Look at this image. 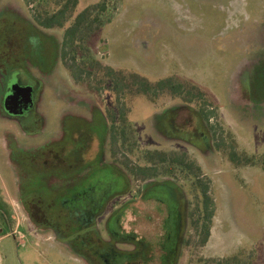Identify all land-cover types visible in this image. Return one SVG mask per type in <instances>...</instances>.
<instances>
[{"label": "rangeland", "instance_id": "374dc122", "mask_svg": "<svg viewBox=\"0 0 264 264\" xmlns=\"http://www.w3.org/2000/svg\"><path fill=\"white\" fill-rule=\"evenodd\" d=\"M101 1L80 0L63 29L47 30L34 23L33 13L37 5L57 9L55 2L29 7L24 0H0V64L11 65L10 79L18 77L21 87L39 88L31 133L3 118L0 100V211H7L10 221L17 215L23 221L15 235L0 218V264H99L84 241L93 227L75 234L80 225L72 221L93 199L97 207L105 204L96 235L113 243L125 264L135 253L140 262L134 264H162L164 214L142 199L144 174L137 178L130 171L148 167L145 155L153 151L186 153L201 167L200 179L214 203L211 237L203 245L204 202L200 189L194 190L196 180L180 172L174 180L157 178L176 182L183 196L176 264H264V0H111L105 15L110 23L89 43L107 66L154 81L175 77L207 93L222 150L199 115L200 104L171 98L131 102L126 145H112L106 113L116 111L115 96L76 83L61 56L66 29ZM233 147L237 164L252 163L233 164L228 156ZM114 173L126 179L127 190ZM15 182L37 194L35 202L43 208L37 217L24 208ZM66 201L71 205L65 207ZM111 215L116 223L108 222ZM199 219L197 228L193 223ZM115 225L149 246L134 251L125 238L112 241L108 231ZM21 235L24 243L18 241ZM56 242L58 251L52 248Z\"/></svg>", "mask_w": 264, "mask_h": 264}, {"label": "trees", "instance_id": "16d2710c", "mask_svg": "<svg viewBox=\"0 0 264 264\" xmlns=\"http://www.w3.org/2000/svg\"><path fill=\"white\" fill-rule=\"evenodd\" d=\"M24 1L29 7L33 4L42 2V0ZM49 1L51 3L55 2L57 9H51L50 3L48 5H37V9L34 10L33 13V21L37 26L43 29H63L65 25L73 19L80 0H48V2ZM110 2L111 0H102L97 4L89 6L83 12L78 14L74 19L72 26L66 29L61 56L76 83H88L90 89L96 94L100 95L104 92H110L115 96L116 111H107L106 113L108 131L109 136H111L112 145H118L121 142L123 146L126 145L127 132L128 130H131V126H129V104H131V102L141 97L148 98L152 102H156L162 98H171L181 100L186 106L200 104L198 106L199 115L202 120L207 123L214 135L215 147L218 150H222L223 143L222 145L219 143L216 128L211 123L214 112L210 110V106H213V103L209 100L207 93L202 89L192 83L181 81L175 77H168L154 81L135 71L124 69L117 70L103 64L92 54L89 47L90 41L110 23V19L105 17L109 11ZM119 124L123 126L121 132L118 130ZM228 156L230 161L237 166L240 164L248 165L252 163L251 160L249 161V159H247L246 162L240 161V164H237L236 161L238 158L240 160V157H238L236 147H233ZM145 161L149 164L148 167L143 168L136 166L134 169H130V171L134 176H137V178H139L138 176L140 172L144 174L142 179L144 182H147L148 185L159 183L161 186H167L169 188L173 187L171 190L173 192L176 191L181 193L176 182L165 180L158 182L157 178L168 177L171 178V180H174L176 179L178 172H180L185 174L186 177L194 178L196 180L193 184L194 190L198 191V189H200L204 202V216L202 219L204 221L202 226L204 238L202 244L206 245L211 237L212 221L215 210L213 199L210 196V187L200 179L202 173L201 167L195 162L189 160L186 153H171L163 151L147 152L145 155ZM159 169L162 170V172H159ZM112 177L123 183V191L127 190V181L122 175L114 173ZM51 196L52 194L50 197ZM79 198H81V196ZM70 205L71 202L66 201L65 207ZM0 206H2L1 201ZM93 208L95 209L92 200L83 208L81 207L78 212H75L72 221L73 223H78V225H80L75 234L84 231V229L93 227ZM102 210H104V207H102ZM101 212L100 208L96 211L97 214H100ZM201 213L202 212H200V214ZM37 215L38 214H35L34 216L37 217ZM9 217L7 211H0V218H3L5 223L9 222ZM199 217H202V215ZM78 218H81V221H79ZM38 219L40 218L38 217ZM202 220L199 219L194 222L193 224L195 227L199 228ZM110 233V235H114V231L110 230ZM72 236H70V238ZM87 237L88 238L84 239V241L89 242V247L87 249L89 257L98 261L99 264H125V255L116 251L113 243L110 242L109 244H105L96 235V232L88 234ZM93 252H95L101 259L98 258L99 260H96L95 257L93 258ZM134 255L128 256L131 259L129 261L131 264L140 260L138 254ZM234 262L235 260L232 262L228 260L226 264H235Z\"/></svg>", "mask_w": 264, "mask_h": 264}, {"label": "flooded vegetation", "instance_id": "af4514ba", "mask_svg": "<svg viewBox=\"0 0 264 264\" xmlns=\"http://www.w3.org/2000/svg\"><path fill=\"white\" fill-rule=\"evenodd\" d=\"M6 59V58H5ZM12 62V57L8 58ZM11 65H8L5 61L0 64V78H4V82H1L0 79V85L4 86L3 90L1 91V97L0 100L2 101V116L8 121L11 122H16L19 124L20 129L23 131L24 134L26 133H31L30 132V127L35 125L33 114L35 111V107L37 104V97L39 94V88L38 84L36 86L32 87V100L33 104L29 106L28 109H23V114L21 115H11L6 111L5 108V101L6 98L11 95V88L14 85H19L17 81H19L18 77L15 79L12 77L10 79V72L8 71L9 67ZM2 67V68H1ZM4 68V69H3ZM15 74V73H13ZM16 76V75H15ZM33 80V79H32ZM20 86V85H19ZM40 120V118H37V122ZM57 158V157H56ZM11 161V160H10ZM54 164L58 163L59 166V161L54 159ZM57 165V164H56ZM17 194L22 202L24 208L27 210V212L32 216L35 214H40L42 213L43 208L40 207L38 204H36L35 200L39 199L37 197V194L35 191L32 192H26L24 189L23 185L17 184ZM156 185H158L156 188ZM160 187V189H159ZM173 187H167V186H161L159 183H153L144 188V190L141 191V197L145 201H152L155 202L156 205L158 206V210L162 211L164 214L163 218V229L165 231L164 237L162 238V243H166V247L163 246V254L161 256L162 259V264H176V254L180 245V238L183 232L184 228V201H183V196L179 192H173L171 191ZM181 194V195H180ZM33 197L32 200L30 201L29 204H27V198ZM97 199H93V207L100 208L101 213L97 214L96 211L98 209L93 208V232L98 233L97 230L94 228L96 227V219L98 216H100L104 210H102V207L105 206V204L102 206L99 205L97 207V204L95 203ZM107 204V203H106ZM102 206V207H101ZM162 217V216H161ZM79 221H81V218H78ZM118 219L111 215L109 217L108 222L114 221L116 223ZM116 227V225H115ZM109 235L110 230L108 231ZM123 230L120 227H116L114 230V235H110L111 239L114 241H120L121 239L125 238V242L128 244H133L134 245V251L136 249H139L140 247H147L149 246V243L146 242L143 239L137 238L136 236L130 235V234H123ZM115 236V237H114ZM124 240V239H123ZM161 240V239H160ZM124 242V243H125ZM168 245V246H167ZM133 251V252H134ZM138 254L139 253H135ZM95 257L96 260H99L98 255L93 252V258ZM101 259V258H100ZM140 262V261H138Z\"/></svg>", "mask_w": 264, "mask_h": 264}, {"label": "water", "instance_id": "95a60500", "mask_svg": "<svg viewBox=\"0 0 264 264\" xmlns=\"http://www.w3.org/2000/svg\"><path fill=\"white\" fill-rule=\"evenodd\" d=\"M32 104V87L14 85L11 88V95L6 98L5 108L11 115H21L23 109H28Z\"/></svg>", "mask_w": 264, "mask_h": 264}, {"label": "crops", "instance_id": "0c3cea01", "mask_svg": "<svg viewBox=\"0 0 264 264\" xmlns=\"http://www.w3.org/2000/svg\"><path fill=\"white\" fill-rule=\"evenodd\" d=\"M13 218H15L14 219V221H10L9 220V222H6L5 224L6 225H8L12 230H13V234H15V235H17V234H20L21 233V229L23 228V221H22V218L21 217H19L18 215H17V217H13ZM1 222V221H0ZM31 234H33L34 236H36L35 235V233L34 232H32ZM37 234H39V233H37ZM41 235V234H40ZM22 237H24L22 240H21V238ZM37 238H38V240H40V241H44L45 240V242L46 243H51L50 241H49V239H45V238H42V237H40V236H36ZM5 238V237H4ZM24 239H26V237H25V235H21L19 238H18V241L20 242V243H24ZM17 240V239H16ZM0 241H1V239H0ZM58 243H60L61 244V246H63L64 247V245H63V243H61V241H57ZM57 242L56 243H53V249H55V250H57L58 251V248H59V244H57ZM0 252H1V250H0ZM2 259H1V256H0V261H1Z\"/></svg>", "mask_w": 264, "mask_h": 264}, {"label": "built area", "instance_id": "2783aa9c", "mask_svg": "<svg viewBox=\"0 0 264 264\" xmlns=\"http://www.w3.org/2000/svg\"><path fill=\"white\" fill-rule=\"evenodd\" d=\"M22 238H24V237H22Z\"/></svg>", "mask_w": 264, "mask_h": 264}]
</instances>
